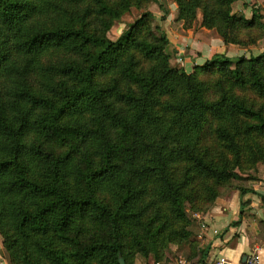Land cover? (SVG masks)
<instances>
[{"label":"trees","instance_id":"trees-1","mask_svg":"<svg viewBox=\"0 0 264 264\" xmlns=\"http://www.w3.org/2000/svg\"><path fill=\"white\" fill-rule=\"evenodd\" d=\"M148 1L0 0V236L11 264L159 262L190 236L186 206L207 213L237 170L264 164V53L216 54L186 73L150 12L107 38ZM173 1L185 29L200 15L224 45L264 33L257 10L232 13L238 0Z\"/></svg>","mask_w":264,"mask_h":264},{"label":"crops","instance_id":"crops-1","mask_svg":"<svg viewBox=\"0 0 264 264\" xmlns=\"http://www.w3.org/2000/svg\"><path fill=\"white\" fill-rule=\"evenodd\" d=\"M166 34L169 44L178 54L189 46L183 55L181 66L174 67L190 73L195 65H202L214 55L220 54L230 59L241 57L245 49H235L232 45H224L220 38L206 30L185 31L181 23H166ZM251 54H257V49H251ZM256 194L264 196V177L252 186ZM256 194L240 195L239 191L218 199L214 207L193 225L200 255L195 264H215L219 257H225L230 263H241L250 254L256 253L260 264H264V208ZM241 210V215L239 214ZM237 223V225H234ZM185 257V256H184ZM180 262L186 258L179 257Z\"/></svg>","mask_w":264,"mask_h":264},{"label":"rangeland","instance_id":"rangeland-1","mask_svg":"<svg viewBox=\"0 0 264 264\" xmlns=\"http://www.w3.org/2000/svg\"><path fill=\"white\" fill-rule=\"evenodd\" d=\"M257 10L258 14L262 15L264 19V0H238L232 4L231 11L234 14L243 15L245 18L249 19L252 15V12ZM144 12H150L152 14V22L153 25L159 28V31L164 33L168 39L166 34V26L167 22L176 25L174 23H181L182 28L185 31H199L201 29L211 32L213 35H216L218 38L219 34L215 29H206L199 26L200 23V15H198V21L192 25L191 28L185 29L183 27V22L177 20V8L173 0H150L143 7H131L130 10L125 13L120 20L115 21L111 26L110 30L107 33V38L114 41L119 37V35L127 29L128 25L133 23L137 18L141 16ZM264 21V20H263ZM256 41L254 44L239 46L232 45L235 49H245L246 53L241 56L250 58L256 57L262 53H264V33L263 35L254 34ZM221 40V39H220ZM169 41V40H168ZM222 42V41H221ZM257 49L258 53L252 55L250 50ZM184 52L178 54L177 51L173 48V46L169 44L167 48V53L170 56V65L172 67H183L181 66L183 62V55H186V51L189 50V46L184 47ZM197 66V65H195ZM194 66V67H195ZM201 66V65H198ZM193 67V68H194ZM192 68V69H193ZM192 71V70H191ZM246 167V168H245ZM244 170H237L239 176L242 178L240 180H231L228 186L219 187L218 190L220 192L219 196L215 199L216 201L224 196H229L231 193L237 191L238 187L244 189H250L252 186L256 185L260 179L264 177V164L261 162L256 163L255 166H245ZM199 184V180L195 181V186ZM214 207V206H213ZM205 214V212H195L190 210L186 206V215L189 220L188 232L190 234L189 238L186 241L181 243L169 244L163 250L162 260L159 262L154 261L153 255H150L147 259L144 257L137 255L136 264H179V257L186 258V262L193 263L195 262L200 253L198 251V244L195 240V233L193 230V225H195L196 221L201 217V215ZM185 256V257H184ZM0 264H11L9 255L7 251L4 249L2 245V238L0 236Z\"/></svg>","mask_w":264,"mask_h":264},{"label":"built area","instance_id":"built-area-1","mask_svg":"<svg viewBox=\"0 0 264 264\" xmlns=\"http://www.w3.org/2000/svg\"><path fill=\"white\" fill-rule=\"evenodd\" d=\"M179 264H186L179 262ZM215 264H232L230 261H228L225 257H219ZM238 264H260L259 257L256 253L250 254L245 258V261Z\"/></svg>","mask_w":264,"mask_h":264},{"label":"water","instance_id":"water-1","mask_svg":"<svg viewBox=\"0 0 264 264\" xmlns=\"http://www.w3.org/2000/svg\"><path fill=\"white\" fill-rule=\"evenodd\" d=\"M245 261V258L242 260V263ZM118 263L119 264H125L124 263V261H123V259L121 258V257H119V259H118Z\"/></svg>","mask_w":264,"mask_h":264}]
</instances>
